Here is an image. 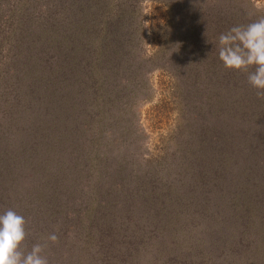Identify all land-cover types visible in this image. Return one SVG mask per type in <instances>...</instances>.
<instances>
[{
  "label": "trees",
  "instance_id": "1",
  "mask_svg": "<svg viewBox=\"0 0 264 264\" xmlns=\"http://www.w3.org/2000/svg\"><path fill=\"white\" fill-rule=\"evenodd\" d=\"M37 2L0 0V215L25 217L20 250L43 244L49 264H264V97L218 56L219 35L264 8ZM155 71L171 80L157 114L175 119L154 138L140 106Z\"/></svg>",
  "mask_w": 264,
  "mask_h": 264
},
{
  "label": "clouds",
  "instance_id": "2",
  "mask_svg": "<svg viewBox=\"0 0 264 264\" xmlns=\"http://www.w3.org/2000/svg\"><path fill=\"white\" fill-rule=\"evenodd\" d=\"M218 56L229 70L248 72L249 84L264 97V18L246 26H234L218 37ZM252 69V71H249ZM26 238V220L13 209L0 215V264H49L45 245L37 243L25 255L21 245ZM58 237L50 233L47 240Z\"/></svg>",
  "mask_w": 264,
  "mask_h": 264
},
{
  "label": "rangeland",
  "instance_id": "3",
  "mask_svg": "<svg viewBox=\"0 0 264 264\" xmlns=\"http://www.w3.org/2000/svg\"><path fill=\"white\" fill-rule=\"evenodd\" d=\"M44 1L46 2L47 0ZM44 1L39 0L37 4L41 6L44 3ZM253 1L255 2L257 7L264 8V0H253ZM15 6H18L17 3H15ZM155 6L156 5L151 2L145 3L143 5L145 9V14L146 13L153 14L157 12ZM151 79L154 82V84L156 83V86L154 87L156 93L153 95V98L150 101L141 104L140 111H141L142 123L146 127L154 128L153 130L155 134L153 135V137L155 138L156 136H161L166 134V132L173 127L174 124L173 120L175 119V116L172 115L173 113H171L170 115V112L168 110L165 112H161V114H157L159 111V107L162 105L164 101L162 99V96H165L164 92L161 90V85L159 84V81L162 82L166 81L165 82L166 84H170L171 80L167 79L165 75H163L158 71H155L151 75Z\"/></svg>",
  "mask_w": 264,
  "mask_h": 264
}]
</instances>
